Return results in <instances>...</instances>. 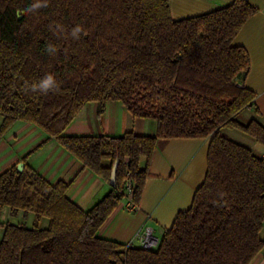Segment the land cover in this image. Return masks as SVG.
<instances>
[{"label": "trees", "instance_id": "obj_1", "mask_svg": "<svg viewBox=\"0 0 264 264\" xmlns=\"http://www.w3.org/2000/svg\"><path fill=\"white\" fill-rule=\"evenodd\" d=\"M31 3L0 0V137L14 122H29L106 183L118 165L115 184L86 210L69 198L68 183L53 184L28 164L0 172V217L5 209L10 219L32 215L29 226L0 219V264H249L264 248V157L222 131L264 144L256 117L238 119L256 95L243 84L248 53L233 44L257 8L233 0L175 19L170 0H48L37 13L16 14ZM76 25L84 30L78 40L70 36ZM48 73L58 92L26 91ZM108 101L155 120L156 133H65L86 103L102 114ZM159 138L209 139L190 207L150 250L100 236L126 189L139 202Z\"/></svg>", "mask_w": 264, "mask_h": 264}, {"label": "crops", "instance_id": "obj_2", "mask_svg": "<svg viewBox=\"0 0 264 264\" xmlns=\"http://www.w3.org/2000/svg\"><path fill=\"white\" fill-rule=\"evenodd\" d=\"M233 0H170L171 15L175 19L206 13L231 3ZM257 8L233 39L248 53L250 68L243 80L245 87L255 92L254 105L241 115L244 123L256 117L264 125V0H247ZM97 103L88 102L66 127V134L154 135L156 122L136 117L117 101H108L102 114ZM258 114H255V110ZM222 133L239 142L261 157L264 144L256 142L238 129L225 128ZM208 138H159L148 166L139 202L125 197L116 205L98 229L104 238L139 246L136 233L150 226L158 242L169 229L180 211L187 210L193 194L202 184L207 169ZM28 155L26 161L22 158ZM23 162L35 169L49 182L69 184L67 195L81 209L90 208L110 190L106 183L62 148L55 139L47 138L38 127L16 121L0 137V172ZM102 165L109 167V159ZM128 186V185H127ZM264 239V226L260 231ZM249 264H264V248Z\"/></svg>", "mask_w": 264, "mask_h": 264}, {"label": "clouds", "instance_id": "obj_3", "mask_svg": "<svg viewBox=\"0 0 264 264\" xmlns=\"http://www.w3.org/2000/svg\"><path fill=\"white\" fill-rule=\"evenodd\" d=\"M48 6V0H33V3L29 5L26 9H17L16 14L18 16L25 14L37 13L39 9ZM51 27V26H50ZM56 32H63V26L57 24L54 29ZM83 28L80 25H76L72 28L70 36L74 40L80 38V34L83 32ZM47 51L50 55L56 53V48L54 45L49 44ZM60 87V82L56 79L54 74L48 73L43 78H41L37 83H33L26 88V91L30 90L33 93H40L42 95H47L49 92H58Z\"/></svg>", "mask_w": 264, "mask_h": 264}, {"label": "built area", "instance_id": "obj_4", "mask_svg": "<svg viewBox=\"0 0 264 264\" xmlns=\"http://www.w3.org/2000/svg\"><path fill=\"white\" fill-rule=\"evenodd\" d=\"M136 239L139 242V245L146 249L150 250L157 246L158 240L152 233V228L150 226H143L137 233Z\"/></svg>", "mask_w": 264, "mask_h": 264}, {"label": "rangeland", "instance_id": "obj_5", "mask_svg": "<svg viewBox=\"0 0 264 264\" xmlns=\"http://www.w3.org/2000/svg\"><path fill=\"white\" fill-rule=\"evenodd\" d=\"M238 119H239V121L243 122L244 121V116L241 115V116H239ZM0 123H1V117H0ZM0 219L1 220H4V221H6V220H12L14 222H22V223H25L28 226L32 224V215H29V216H27L25 218H23L22 216H19V217L15 218V219H10L8 217V214H7V210L6 209L2 212ZM46 221L47 220L44 219L41 222V226H45L46 225ZM1 234H2V229L0 228V238H1Z\"/></svg>", "mask_w": 264, "mask_h": 264}, {"label": "water", "instance_id": "obj_6", "mask_svg": "<svg viewBox=\"0 0 264 264\" xmlns=\"http://www.w3.org/2000/svg\"><path fill=\"white\" fill-rule=\"evenodd\" d=\"M117 165H118V160L115 161V163H114V165L112 167V174H111V179H110V184L111 185L115 184ZM16 168H17V170L22 171L23 168H24V163L23 162H19L16 165Z\"/></svg>", "mask_w": 264, "mask_h": 264}]
</instances>
